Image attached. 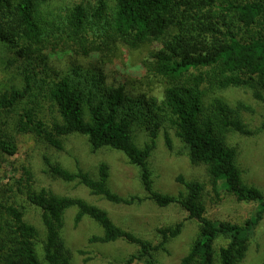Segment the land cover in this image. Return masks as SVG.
<instances>
[{"label": "trees", "instance_id": "trees-1", "mask_svg": "<svg viewBox=\"0 0 264 264\" xmlns=\"http://www.w3.org/2000/svg\"><path fill=\"white\" fill-rule=\"evenodd\" d=\"M52 1L0 0V45L18 59L34 63L46 60L44 51L51 41L56 47L59 42L73 47L83 56L113 53L120 46L137 51L158 44L144 66L146 77L152 76L164 88L158 95L130 94L125 86L108 85L101 73L81 66L62 76L54 72V79L49 78L48 66L26 73L22 88L0 96V168L6 157L19 152L16 134L32 135L57 151L64 150L65 138L83 136L94 152L123 153L138 168L149 201L162 209L178 205L198 224V235L180 264H242L254 231L264 220V193L245 183L238 152L229 143L231 134L254 133L241 116L242 106L234 108L218 96L230 88H247L264 102V0H113V7L97 0L92 7L76 5L58 27L42 17V8ZM45 102L54 110L50 124L43 119ZM23 104L13 133L5 132L4 119ZM136 125L153 139L161 128H172L190 163L206 167L213 192L256 204L253 216L244 225L209 218L205 186L183 176L177 181L185 193L156 191L149 164L154 146L137 145ZM43 160L53 178L77 182L110 204L132 206L142 201L123 198L109 188L111 168L105 162L93 176L81 168L72 172L47 156ZM26 201L41 211L45 264H71L62 235L71 208L77 210L76 225L88 218L101 228L102 236L91 242L137 246L124 264H157L156 255L183 231L182 223L161 228L160 241L154 244L118 227L108 212L84 199L30 187ZM0 213L5 217L0 222V264H43L37 250L39 231L25 220L23 208L0 202Z\"/></svg>", "mask_w": 264, "mask_h": 264}, {"label": "rangeland", "instance_id": "rangeland-1", "mask_svg": "<svg viewBox=\"0 0 264 264\" xmlns=\"http://www.w3.org/2000/svg\"><path fill=\"white\" fill-rule=\"evenodd\" d=\"M106 1L113 7V0ZM96 2L97 0H54L42 8V17L48 25L58 27L76 5L92 7ZM159 47L155 44L133 51L120 46L114 49L113 53L93 52L89 56H83L78 55L73 47H64L61 42L56 47V43L51 41L44 51L46 60L41 62L39 58L31 63L18 59L14 53L0 45V96L11 88H22L26 73L39 72L47 69V66L50 79H54V72H57L55 75L62 76L74 66H81L101 73L108 85L125 86L130 94L158 95L164 87L152 76L146 77L144 62L149 59L150 52ZM218 97L234 108L239 104L242 106L241 116L254 133L251 136L231 134L229 143L238 152L237 164L243 171L245 183L264 193V102L256 100L247 88H230ZM23 106L25 104L18 108L10 119H4L5 132L11 134L17 113ZM53 111L50 104L45 102L43 119L47 124L52 122ZM133 131L139 147L144 148L147 144L154 146L149 164L156 191L174 196L185 193L184 186L177 181L178 177L183 176L186 181H199L205 186L204 200L209 218L244 225L253 216L256 204L239 202L227 192H222L220 196L213 192L206 167L190 163L183 143L172 128H161L155 139L141 125H136ZM16 136L19 152L14 157H6L0 168V202L22 207L25 220L38 229L37 250L43 264L46 232L41 211L26 201V193L30 187L36 191L46 190L61 197L84 199L108 212L118 227L154 244L160 241L159 229L182 223L181 235L171 240L166 251L156 255L157 264H180L188 254L198 235V224L190 220L188 214L178 205L162 209L149 201L142 187L138 168L130 165L123 153L109 149L94 152L87 139L79 135L65 138L63 151L47 146L32 135ZM168 139L171 144L168 143ZM44 156L72 172L81 168L93 176L97 175L99 165L105 162L111 168L109 188L123 198L137 197L142 201L132 206L113 205L100 197H94L77 182L66 183L50 176L46 172ZM76 213V208L66 211L62 231L71 253V264H124L138 251L137 246L123 241L112 244L91 242L93 237L102 236L101 228L88 218L76 225ZM3 218L4 215L0 213V222ZM219 244L223 245L224 241ZM135 264L143 263L137 261ZM242 264H264V220L255 229L247 257Z\"/></svg>", "mask_w": 264, "mask_h": 264}]
</instances>
